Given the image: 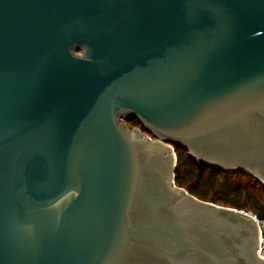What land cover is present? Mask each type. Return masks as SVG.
<instances>
[{
	"label": "water",
	"instance_id": "1",
	"mask_svg": "<svg viewBox=\"0 0 264 264\" xmlns=\"http://www.w3.org/2000/svg\"><path fill=\"white\" fill-rule=\"evenodd\" d=\"M175 147L264 185V0H0V264H264Z\"/></svg>",
	"mask_w": 264,
	"mask_h": 264
},
{
	"label": "trees",
	"instance_id": "2",
	"mask_svg": "<svg viewBox=\"0 0 264 264\" xmlns=\"http://www.w3.org/2000/svg\"><path fill=\"white\" fill-rule=\"evenodd\" d=\"M127 124L145 131L138 120ZM175 153V184L178 188L201 201L252 212L264 221V185L261 182L243 172L228 174L208 167L193 159L185 149L175 147Z\"/></svg>",
	"mask_w": 264,
	"mask_h": 264
},
{
	"label": "built area",
	"instance_id": "3",
	"mask_svg": "<svg viewBox=\"0 0 264 264\" xmlns=\"http://www.w3.org/2000/svg\"><path fill=\"white\" fill-rule=\"evenodd\" d=\"M247 213L250 214L251 217L257 221V224L259 226L261 236H260V243L258 246L257 254L262 260H264V221H260L258 217L252 212H247Z\"/></svg>",
	"mask_w": 264,
	"mask_h": 264
},
{
	"label": "rangeland",
	"instance_id": "4",
	"mask_svg": "<svg viewBox=\"0 0 264 264\" xmlns=\"http://www.w3.org/2000/svg\"><path fill=\"white\" fill-rule=\"evenodd\" d=\"M120 123H121V125L125 128V130L126 131H128V132H141V133H145L144 135H142L143 137H140V139H145L146 138V135L148 136V137H150V135H148V134H146V131H143L141 128H139V127H133V126H130L129 124H127L126 122H125V119H121L120 120ZM140 133V134H141ZM151 138V137H150ZM185 190V189H184ZM258 230H259V241H258V246H259V243H260V236H261V234H260V229H259V227H258Z\"/></svg>",
	"mask_w": 264,
	"mask_h": 264
}]
</instances>
